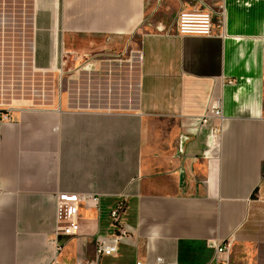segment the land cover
Listing matches in <instances>:
<instances>
[{"label": "crops", "instance_id": "1", "mask_svg": "<svg viewBox=\"0 0 264 264\" xmlns=\"http://www.w3.org/2000/svg\"><path fill=\"white\" fill-rule=\"evenodd\" d=\"M199 6L0 0V264H264V0L177 35ZM60 194L83 197L75 236ZM119 203L129 235L97 258Z\"/></svg>", "mask_w": 264, "mask_h": 264}, {"label": "built area", "instance_id": "2", "mask_svg": "<svg viewBox=\"0 0 264 264\" xmlns=\"http://www.w3.org/2000/svg\"><path fill=\"white\" fill-rule=\"evenodd\" d=\"M225 1L220 0L217 11L214 10L208 0H199L200 6L192 11H182L177 19L176 33L179 36L195 35L202 37L215 36L216 25L215 19L220 16L222 25L225 13ZM223 36V34H220ZM223 119L222 110L219 105H215L209 115L205 116L201 123L203 125H210L212 120L221 122ZM214 123L212 126L211 138L212 141H218L221 136V126ZM83 203V197L78 195L60 194L57 197V220H58V234H66L75 236L77 234L79 219H80V205ZM124 211V204L119 203L111 212L112 225L115 227V233L110 237L97 238V258L102 256L114 257L117 255L120 244L129 235V231L120 222ZM216 255L223 254L228 250L224 244L211 243L210 244ZM82 264V263H79Z\"/></svg>", "mask_w": 264, "mask_h": 264}, {"label": "rangeland", "instance_id": "3", "mask_svg": "<svg viewBox=\"0 0 264 264\" xmlns=\"http://www.w3.org/2000/svg\"><path fill=\"white\" fill-rule=\"evenodd\" d=\"M135 44H136V43H135ZM136 49H137V46H135V56H136V51H137ZM135 59H136V58H135ZM135 59H134V60H135Z\"/></svg>", "mask_w": 264, "mask_h": 264}]
</instances>
